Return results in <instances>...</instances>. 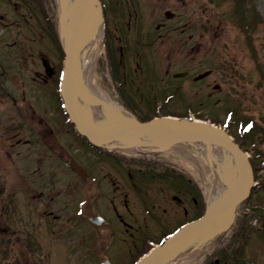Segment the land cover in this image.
Masks as SVG:
<instances>
[{
  "label": "flooded vegetation",
  "instance_id": "flooded-vegetation-1",
  "mask_svg": "<svg viewBox=\"0 0 264 264\" xmlns=\"http://www.w3.org/2000/svg\"><path fill=\"white\" fill-rule=\"evenodd\" d=\"M50 1L0 0V166L6 164L1 157L7 155V167L14 176L12 186L26 188L23 195L7 192L0 209V235H15L24 251L12 258L7 246L11 241L0 239V260H6L8 251L10 264H101L104 252L115 264H133L151 241L164 239L190 217L194 206L199 208V200L192 196V179L184 170L155 156L118 157L91 146L95 156L89 157L97 160V167L91 170L78 162L73 146L79 145L80 136L64 113L59 90L64 52L58 34H48L54 19L47 5ZM167 1L174 2L101 0L111 89L136 109L142 106L148 111L149 105L161 104L165 90L174 89L175 83L169 79L176 73L172 58L184 53L186 41L195 37L185 34L186 23L176 24L173 9L159 10ZM22 8L26 11L18 13L23 15L24 27L5 34L9 17ZM170 10L171 16H167ZM156 55L162 61H157L155 72L149 63ZM178 62L183 64L178 71L185 72L181 77L188 82L194 79L186 60L178 57ZM71 157L83 171L67 164ZM115 170L124 172L125 178ZM4 192L0 187V196ZM64 193L70 199L63 204ZM35 194L38 203L43 199L37 208L16 209L18 196L28 200ZM107 198L114 204L109 207L115 216L106 207ZM105 210L111 214L106 215ZM19 211L25 214L22 222L28 228L22 240L10 223L21 215ZM34 214L41 215V220L32 219ZM88 214L102 216L108 223L98 227ZM38 224L41 230L35 228ZM65 228L67 242L60 238ZM113 236L121 242L111 245ZM38 249L51 252L44 257Z\"/></svg>",
  "mask_w": 264,
  "mask_h": 264
},
{
  "label": "rangeland",
  "instance_id": "rangeland-1",
  "mask_svg": "<svg viewBox=\"0 0 264 264\" xmlns=\"http://www.w3.org/2000/svg\"><path fill=\"white\" fill-rule=\"evenodd\" d=\"M251 1L256 4L259 11L264 16V0ZM51 2L54 3V0H51L47 5L49 6ZM164 3L165 6H160L159 10L161 8L166 7L173 9L176 16V24L181 22L186 23L187 26L185 34H195V37L190 39L189 42L186 41L185 52L176 56L183 57L188 64L192 65V69L201 68L204 70H212L211 75L205 79V83L204 85H202L203 89L201 91L198 90L197 87L189 85L190 83L187 82V84L183 86V94L185 96L181 95L182 92L176 93L175 96L169 101L170 109L175 111L177 110L176 112H180L182 114H188L190 111V105L188 106V104L184 103V100L187 99L189 100V104H191L190 107L193 108V110H191V115H194L197 119L207 118V120H213L217 118L221 121L225 119V116L229 113L231 109H234L236 115H239L240 118L243 117L245 121L247 119H250V121H253L254 124H256L258 130L251 132L250 135L253 137V140L257 143V153L260 155V158L264 159V83H262V77L264 76V73L261 72L258 65H256L255 60L252 57L253 53L251 52L248 44L246 43L244 32L240 31V27L238 26L236 19L234 20V2L232 0L226 2L222 0H174L173 3H170L168 1ZM250 5L251 3H248L249 7ZM49 9L51 10V15L54 16V11L51 5ZM151 12L154 14V11L151 10ZM55 18L57 21V12ZM202 20L207 26L206 30H203L204 26L200 24ZM8 23L9 28L8 31L5 32V34H10V30H13V32L16 33L17 28L24 27V22L18 19L17 14L10 16ZM180 30L181 29L179 28L177 31ZM1 32L2 27L0 28V33ZM51 32L56 33V29L52 25L51 27L48 26V34L51 35ZM201 33L206 34L205 37H203L202 39L198 36ZM187 42L191 44V47L188 46ZM200 44L201 47L199 46ZM254 45L257 49L259 63L264 67V27L260 29L258 28L254 33ZM249 53L251 54V56ZM153 58L154 60L152 61V63H149V65L152 64L151 66H154L156 72L157 61L160 62L162 61V59L160 56L157 55ZM200 58H202L203 60H199ZM174 61L176 65H179L177 57L174 58ZM92 63L94 82H96L97 85L100 86L103 91L105 90L107 92L106 93L104 91L105 94L108 95L109 92L112 95L113 99H120L115 93V91L111 89L110 79L108 75L109 64H106L105 54L103 52L102 47L97 52L96 57ZM158 65L162 64L159 63ZM169 79L171 81H175V79L172 77ZM179 82H184V80L179 79ZM215 83H219L221 85L220 90L213 92V94H215L205 101V103L207 104H205L204 106L199 105L200 101L198 97L200 96V93L206 94V92H209L213 89ZM160 92L161 91H158L156 94H159ZM141 109L142 106H139L137 108L139 112H141ZM147 113L148 112L146 110L144 113L141 114ZM187 117L189 116H185V118ZM233 117L234 116L232 115L231 119H233ZM230 130L233 133H236V124H231ZM78 141L79 145L73 146V150H77L75 151L77 157L76 159L79 163L84 164L89 169H95L97 167V160L93 157H89L95 156L92 147L90 146V144L82 140L81 137H79ZM249 156L251 158L255 157L253 150L249 151ZM160 158H163L166 161L168 160V162L175 161L177 162V165H179L180 167H184L185 170L189 171V173H191L192 176L197 179L202 191L204 192V195L206 196V175L199 168V166H197L193 159L186 157L184 158L183 156L178 158L177 154L171 155L167 153L165 155H160ZM1 159H3L6 164L4 166H0V187L5 190V194L0 196V209L4 208L3 205L6 202L4 203L2 200L3 198L8 197L7 192L18 193L23 195V190L26 189L24 186H19L18 188H14L12 186V180L14 176L12 174L11 169L9 170V167H7L9 166L10 159L7 155H3ZM257 160L259 161L260 159ZM115 171L117 172V174L125 178L124 172L122 173L121 170ZM64 173L67 177L71 178V174L67 170H64ZM262 177H264V169H259L257 181L258 183L262 181ZM124 181L128 183L127 178ZM228 181L233 184L235 182V179H229ZM63 188L65 189L66 186H64ZM69 195L70 194L66 195V193H64L61 196L63 204L67 198L70 199V197H68ZM37 197L38 194H35L28 200H24L23 196H21V198H19L18 196L20 202L19 204H17L19 208L16 207V209L25 210L29 208H37L39 206V203L43 200L41 199V201H39L38 203V201H36ZM107 200L109 203L107 202L106 207L108 206V208L110 209L109 206L112 207L114 204L108 198ZM145 200L147 201L146 196ZM248 205V215H250V210L252 207H264V186L260 187L255 191ZM245 207L246 206L244 205L239 207L240 214L242 212H246ZM257 209L260 210V208ZM19 214L21 215H19L18 218L15 217V219H12L10 223L14 225V229L18 230L17 235H19L22 240V238L25 236V233L23 232L25 231V229L27 230L28 228H25V225L22 222L24 220L25 214L20 211ZM110 214L111 213H107L106 215ZM0 215L2 216L1 213ZM112 215L115 216L114 211H112ZM41 218V215L34 214L32 219H34L35 221H40ZM113 221L120 226V222L117 220V218L113 217ZM251 221L253 229L251 231L247 245L244 248V252L240 248H237L236 251L233 252L236 256V259L240 260V262L236 263L234 259L229 258L226 263H224L223 260H220V264H247L251 263L252 261L254 262V264H264V230L254 232V227H260L261 222L258 221V219L256 218L252 219ZM262 227H264V225L261 226V228ZM35 228H39V230H41V225L38 224V227L35 226ZM65 230L67 229H61V235H59L61 241L67 242L68 239L65 235ZM236 234L237 230H235L234 232V235ZM2 235H0V239L6 238L7 241H11L10 244L7 246L12 250V258L15 255L17 256V253L24 251L20 248L19 242L16 241L15 235L10 234L9 238H7V236H9V234L7 233ZM240 236L241 235H239L237 238H234L235 244H237V240L240 238ZM240 240H242V236ZM227 242V240L225 242H222L220 244L221 246L219 245L220 248L218 249H225V245H227ZM212 249L213 247L209 249L208 253H211L213 251ZM50 252L51 251H48V249L45 251L38 249V253L43 254L44 257H48ZM8 254L9 252L7 251L6 260L2 261L1 259L0 264H10L8 260H11V258L8 257ZM72 254L73 253L70 250V255ZM199 255L203 256V254L201 253ZM203 260L204 262H206V258H204ZM199 262H201L200 257H197L190 264H200Z\"/></svg>",
  "mask_w": 264,
  "mask_h": 264
},
{
  "label": "water",
  "instance_id": "water-1",
  "mask_svg": "<svg viewBox=\"0 0 264 264\" xmlns=\"http://www.w3.org/2000/svg\"><path fill=\"white\" fill-rule=\"evenodd\" d=\"M68 5L69 0H62L60 22L66 37V44L61 94L66 111L81 135L87 137L94 145L104 146L119 139H129L146 131L164 137L165 142L169 143L193 141L217 145L228 150L236 160L239 175L233 187L232 197L208 208L202 218L183 226L146 257V259L153 260L152 264H164L177 245L201 235L205 225L212 218L230 213L234 219L238 204L249 196L254 184L253 168L247 154L234 142L231 135L225 129L207 122L156 117L146 122L130 118L115 121L108 126H92L78 104L79 95L86 99L87 93L80 88L77 68L79 67V53L89 41L90 30L95 24L100 23L101 15L98 13L100 2L99 0H75L66 20ZM129 145H136V142L132 140ZM69 164L79 168L73 161ZM103 264L111 263L106 258Z\"/></svg>",
  "mask_w": 264,
  "mask_h": 264
},
{
  "label": "bare ground",
  "instance_id": "bare-ground-1",
  "mask_svg": "<svg viewBox=\"0 0 264 264\" xmlns=\"http://www.w3.org/2000/svg\"><path fill=\"white\" fill-rule=\"evenodd\" d=\"M74 1L69 0L66 20ZM101 37L100 19L99 25L95 24L89 32V41L80 52L79 67L77 68V73L80 76V88L84 89L87 93L86 99L78 97L79 107L94 127L108 126L115 121L130 117L129 113L125 109L120 108L121 106L113 99L108 98L103 93L101 87L93 80L92 62L95 59L96 46ZM65 38V35H63L64 41ZM64 43L66 44V41ZM132 140L136 142L135 149L172 147L174 153L193 159L206 175L210 204L214 205L227 201L232 197L233 188L228 180L237 178L239 173L233 156L226 149L203 142L185 141L169 143L165 142L164 137L153 135L146 131L136 134L129 139H119L110 144L109 147H128ZM231 220L232 214L212 218L205 225L201 235L178 245L164 264L191 263L203 247L210 243L217 234L225 231ZM147 255L145 254L144 256ZM152 262V259H146L143 263L152 264Z\"/></svg>",
  "mask_w": 264,
  "mask_h": 264
},
{
  "label": "trees",
  "instance_id": "trees-1",
  "mask_svg": "<svg viewBox=\"0 0 264 264\" xmlns=\"http://www.w3.org/2000/svg\"><path fill=\"white\" fill-rule=\"evenodd\" d=\"M140 119H144L145 117H141V116H138ZM146 119V118H145ZM216 122H220V120L219 119H216L215 120ZM250 133V132H249ZM249 133H245V134H242L243 136H240L239 138H238V141L240 142V143H242V145L246 148V149H249L248 147H249V140H248V138H250L251 140L250 141H252V139H253V137L252 136H250V134ZM252 162H253V165H254V167H255V169L258 171V167H260L259 166V162L256 160V159H252ZM263 168H264V166H263ZM258 176V175H257ZM264 182V181H263ZM262 182V183H263ZM262 183L260 182V185L259 186H261L262 185ZM252 212L254 213V216H257V217H260L263 221H264V213L261 211V210H259V209H257V208H253L252 209ZM249 219L244 215V216H241L240 217V220H239V222H238V225H237V227H236V230L237 231H240V232H247L248 231V227H249Z\"/></svg>",
  "mask_w": 264,
  "mask_h": 264
}]
</instances>
